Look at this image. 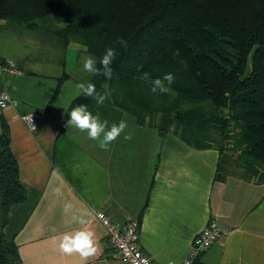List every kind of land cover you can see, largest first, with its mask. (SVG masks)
Wrapping results in <instances>:
<instances>
[{"label": "crops", "instance_id": "crops-1", "mask_svg": "<svg viewBox=\"0 0 264 264\" xmlns=\"http://www.w3.org/2000/svg\"><path fill=\"white\" fill-rule=\"evenodd\" d=\"M76 47L83 60L84 47ZM0 59L13 60L21 71L0 80L14 100L0 116L26 193L9 208L2 234L14 241L22 264H123L97 211L118 223L138 219L139 243L153 264L180 263L212 217L226 230L196 264H264L263 183L234 174L216 178V148H195L174 128L161 135L125 113L119 120L128 124L125 133L102 150L86 132L66 127L68 106L80 92L71 86L64 61L53 69L44 55L30 68L27 56L9 52L2 41ZM26 112L35 114V130L21 119ZM128 132L131 140L123 138ZM81 227L97 241L86 261L58 247L63 233Z\"/></svg>", "mask_w": 264, "mask_h": 264}, {"label": "trees", "instance_id": "trees-1", "mask_svg": "<svg viewBox=\"0 0 264 264\" xmlns=\"http://www.w3.org/2000/svg\"><path fill=\"white\" fill-rule=\"evenodd\" d=\"M50 13L62 23L51 30L61 45H82L97 67L118 37L127 41L115 45L112 78L88 82L109 93L104 103L80 93L66 117L84 104L109 126L128 113L161 135L174 128L185 143L218 150L216 178L264 184V0H0V19L26 28ZM166 73L175 76L171 92L153 93L152 80ZM9 143L0 116V264H22L2 234L9 208L26 195Z\"/></svg>", "mask_w": 264, "mask_h": 264}, {"label": "clouds", "instance_id": "clouds-1", "mask_svg": "<svg viewBox=\"0 0 264 264\" xmlns=\"http://www.w3.org/2000/svg\"><path fill=\"white\" fill-rule=\"evenodd\" d=\"M115 45L126 48L127 41L122 37H118L113 46L107 47L99 61L100 67H97L95 56L89 55L85 57L83 59V70L94 75H103L111 79L113 74L111 65L117 56ZM140 78L148 81L150 79V73L143 72ZM174 81V74L166 73L162 78L152 80L153 87L151 91L156 93L157 90H159L160 93H169L172 90L170 86ZM76 88L81 94L94 99L98 105H102L109 95V93L101 94L97 92L95 85L92 83H77ZM29 119L32 121L31 117H29ZM66 127H75L80 132H86L89 139L98 141V146L102 150L107 151L111 143L120 137L122 133H125L128 124L126 121L121 120L118 124L112 123L111 126H109L108 121H101L98 114L93 115L88 110L87 105L80 104L72 107L71 111L68 113ZM32 128L35 130L34 126H32ZM123 138L125 140H131L132 133L128 132ZM73 219L82 226L87 224V220L82 217H73ZM58 247L62 253L66 255L78 253L81 258L86 261L96 253L97 241L92 230L87 227H81L74 232L63 233L62 236L59 237Z\"/></svg>", "mask_w": 264, "mask_h": 264}, {"label": "built area", "instance_id": "built-area-1", "mask_svg": "<svg viewBox=\"0 0 264 264\" xmlns=\"http://www.w3.org/2000/svg\"><path fill=\"white\" fill-rule=\"evenodd\" d=\"M20 72L13 60L0 59V80L6 75H14ZM12 103L14 100L0 83V110ZM29 117L32 118V121ZM21 119L30 130H33L32 126L37 128V118L32 112L23 113ZM95 215L104 225L107 238L121 263L153 264L141 249L139 243L140 222L138 219H129L123 223H118L111 221L103 211H97ZM224 230L226 229L220 225L215 217L210 218L207 224L194 235L186 257L178 264H196L199 256L219 238Z\"/></svg>", "mask_w": 264, "mask_h": 264}, {"label": "rangeland", "instance_id": "rangeland-1", "mask_svg": "<svg viewBox=\"0 0 264 264\" xmlns=\"http://www.w3.org/2000/svg\"><path fill=\"white\" fill-rule=\"evenodd\" d=\"M37 22V27L26 28L8 20L0 19V41H2V44H7L9 52L15 51L27 56V65L30 68L39 65L45 55L46 59H49L46 63L51 64L53 69L59 68V62H65V71L72 75L71 86H76V83H86L90 73L83 70V60L79 57L77 44L71 43L64 48L60 39L51 31L56 27L62 26V23L58 22L53 13L38 19ZM87 56L89 54L85 55V57ZM125 114L126 117H132L128 113ZM225 155L229 159V156L233 157L228 150L223 154V156ZM230 167L232 170L238 169L234 164Z\"/></svg>", "mask_w": 264, "mask_h": 264}]
</instances>
